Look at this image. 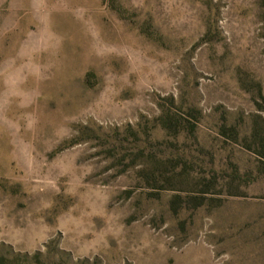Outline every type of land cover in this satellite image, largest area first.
Listing matches in <instances>:
<instances>
[{"label":"rangeland","instance_id":"374dc122","mask_svg":"<svg viewBox=\"0 0 264 264\" xmlns=\"http://www.w3.org/2000/svg\"><path fill=\"white\" fill-rule=\"evenodd\" d=\"M0 264H264V0H0Z\"/></svg>","mask_w":264,"mask_h":264}]
</instances>
